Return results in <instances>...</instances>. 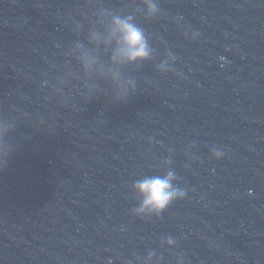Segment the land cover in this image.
<instances>
[{
	"label": "water",
	"instance_id": "95a60500",
	"mask_svg": "<svg viewBox=\"0 0 264 264\" xmlns=\"http://www.w3.org/2000/svg\"><path fill=\"white\" fill-rule=\"evenodd\" d=\"M154 3L0 0V264H264V0ZM169 169L184 199L136 216Z\"/></svg>",
	"mask_w": 264,
	"mask_h": 264
},
{
	"label": "clouds",
	"instance_id": "9594fccd",
	"mask_svg": "<svg viewBox=\"0 0 264 264\" xmlns=\"http://www.w3.org/2000/svg\"><path fill=\"white\" fill-rule=\"evenodd\" d=\"M146 15L152 17L156 15L158 8L154 0H144ZM199 34L193 33L192 39L195 40ZM109 40L116 44L114 50V59H120L127 63H136L138 61L147 60L151 55L148 45V39L142 28L137 26L132 16H114L111 20L109 28ZM172 59L176 61V57ZM223 59V57H221ZM164 70V65H161ZM166 72L171 69L165 70ZM224 153L220 150H213L212 156L215 159L222 158ZM170 164V161L166 162ZM177 177L172 170L166 171L162 176H146L136 181L132 185V189L139 197L138 206L133 212L138 217H160L165 209L174 201L182 200L186 196V191L175 186L174 182ZM170 247L175 244L171 238L164 240ZM153 253H149L144 264H150L153 260ZM156 264H159L157 258Z\"/></svg>",
	"mask_w": 264,
	"mask_h": 264
}]
</instances>
